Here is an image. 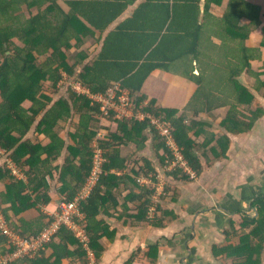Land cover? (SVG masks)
I'll use <instances>...</instances> for the list:
<instances>
[{
    "label": "trees",
    "instance_id": "trees-1",
    "mask_svg": "<svg viewBox=\"0 0 264 264\" xmlns=\"http://www.w3.org/2000/svg\"><path fill=\"white\" fill-rule=\"evenodd\" d=\"M59 1L0 0V149L27 177L26 182L15 178L6 166H0V181H8L6 192L0 194V205L11 228L26 239L38 237L53 219L41 210L53 200L54 188L47 179L55 180V172H59L61 187L57 192L63 201L71 202L93 170V143L101 128L102 104L75 91L68 85L70 80L78 79L94 95L106 94L121 81L135 99L136 112L149 99L142 111L170 123L188 167L197 174L203 171L200 149L215 141L210 147L212 155L216 160L226 158L230 143L227 134L250 131L264 114L252 91L264 89V37L260 47L246 46L261 25L259 5L248 0H228L225 5L224 0H204L202 8L201 0H147L133 17L107 35L101 53H95L106 31L138 0H63L70 11ZM223 5L221 20L212 22L213 7ZM212 35L221 39L222 55L227 51L226 45L233 49L225 56L234 59L225 65L230 71L227 84L220 75L206 82L203 73L197 75L193 70L195 62L211 57L209 53L215 49ZM90 38L98 44L94 51L83 49ZM259 62L263 67L255 72L252 65ZM159 69L181 73L195 83L196 91L186 113L193 111L196 118L201 112L225 107L221 126L227 134H209V123L188 119L185 112L178 116L177 109L166 108L144 94L146 80ZM244 69L256 79L255 88L237 79ZM115 115L111 111L109 120L116 128H109L110 141L101 142L106 150L104 173L92 195L80 206L86 215L88 247L71 228L63 226L41 257L12 264H66L68 260L71 264H90V251L99 261L106 250L104 240L113 241L117 236L108 217L131 221L134 226L148 222L158 227L164 226L166 216L176 217L163 206L157 210L164 215L159 216L157 211L153 218L149 217L157 190L142 185L139 178L151 177L158 182V168L148 158L135 157L136 151H143L153 139L161 165L166 168V154L173 159L166 139L150 119H117ZM69 127L73 129L67 135ZM204 136L201 144L194 139ZM132 145L136 151L126 155L125 149ZM65 153V161L60 164ZM168 175L178 182L190 180L180 168ZM125 191L128 194L124 199ZM251 206L258 209L257 217L249 219L240 210L239 219L231 221L228 235H235L237 242L213 247L214 255L225 256L230 264H263L264 196L255 199ZM34 210L36 215L26 216ZM4 240L0 238L1 243ZM1 250L10 251L4 246ZM159 250L158 245L150 246L148 256L153 264L159 258Z\"/></svg>",
    "mask_w": 264,
    "mask_h": 264
},
{
    "label": "crops",
    "instance_id": "crops-1",
    "mask_svg": "<svg viewBox=\"0 0 264 264\" xmlns=\"http://www.w3.org/2000/svg\"><path fill=\"white\" fill-rule=\"evenodd\" d=\"M248 1L259 5L262 11L261 25L252 34L249 41L246 42V46L248 48H258L261 45V39L263 35L262 29L264 28V0ZM146 2L147 0H138L135 5L130 6V8L126 10V12L106 31L99 46L100 49L98 47V50L94 51L98 44L95 43L96 39L92 38L87 39L83 48H91L92 51L93 47V51L95 53H101L107 35L115 30V28L121 22L133 17L137 8ZM226 2H228V0H224V5ZM59 3L68 11H70V7L66 4V2L60 0ZM224 5L222 7H213V11L211 13L212 22L221 20L224 12ZM201 7H204V0H201ZM84 21L86 22L85 19ZM99 36L100 32H97V37ZM211 39L215 44V49H211V52L209 53L211 57L208 56V58H202L201 62L198 61L193 64L194 73L197 75L203 73L206 78V82H208L210 78L214 81L216 80V76L220 75L224 78V83L226 82L227 84L230 71L225 67V65H227V63L230 61H234V59L232 57L225 56L228 52H233V49L230 48V45H226L224 48L227 47V51L222 55L219 47L222 45V41L219 39V36L212 35ZM261 59L264 60V49L262 51ZM83 66L78 68L77 75L81 72ZM260 66L263 67L262 62L252 65V70L257 72L260 70ZM237 79L249 88L256 87V79L252 77L248 69H244ZM160 80L162 81L160 82ZM164 81H167L169 85V95L164 94V96H162L151 89V86L155 88L159 82L161 84ZM261 81H264V75L261 77ZM116 84L122 85V82L120 81ZM194 84L195 83L191 82L188 78H186L185 75L181 73L177 74L159 69L156 70L146 80L143 93L148 95L150 98H156L160 105L166 108L177 109L178 111L183 112L188 107L189 102L192 101L193 94L196 91ZM68 85L72 87L76 86L75 89H78L80 86H82L84 89V94H87L92 99L93 97L97 96L92 94L90 89L84 86L78 79L74 78L70 80ZM85 90L88 91V93H85ZM173 91L175 92L174 95H172ZM252 91L259 100L260 106L264 109V89L259 92L256 90ZM65 92L66 90L63 92V94H65ZM145 102L149 103V99ZM224 109L226 108H218L213 110L211 113L217 116V114L220 113L219 111ZM191 113L194 114L193 111L188 112V114ZM205 113L207 112H201L197 116L204 117ZM113 117L116 118V115ZM104 121L109 120L102 119L101 123ZM111 125L112 124L109 123V125H106L107 127H104V125L101 126L98 132V134H102L101 142L110 141L108 134ZM33 131L34 129L29 135H31ZM221 131H224V129ZM227 135L230 139L227 157L213 163V169H211L212 175H208L209 173H207L205 170L200 177V182L204 179L206 180L202 188L206 191L205 196L207 197H204V195L201 196V199H203L201 205H204L205 207H203V209L200 207L199 208L200 210H211L212 208L215 212L216 208H220L221 210L216 212L215 219H213L211 222L206 218H202V220H199V218L193 219L191 213H194L196 209L193 211L191 207H187V209L191 211L190 213L185 211L182 213L179 212V217L177 216L172 221L165 222L163 227H158L155 226V224H150L148 222L139 224V226H134L132 223H126L124 219L108 217L109 224L113 229L117 230V236L113 241L109 240L108 238L104 240L106 250L99 261L96 259L95 254L90 251V264H153V259L148 256L150 246L153 245H158L160 248L159 258L155 264H228V260L225 259V256L214 255L213 247L223 246L230 242H237L238 239L235 235H228V233L231 232V230H228L232 226L231 221L235 220L238 217V213L241 211L247 213L249 219L257 217L258 209L251 206V204L258 197L264 196V114L255 123L250 131L238 135ZM66 138L68 139V143L71 144L72 140L70 137L66 136ZM130 148H132V146ZM128 150L129 147L124 151L126 155L131 153ZM230 155L233 156L230 157ZM65 157L66 153L60 159V164L64 163ZM157 160V164L162 166L160 158ZM201 163L204 164L203 162ZM154 164L157 166L156 161H154ZM224 164L227 165L226 168L222 166ZM0 166H6L15 178L22 179L25 182L27 181V177L23 170L18 167L11 160L9 155L2 149H0ZM162 169L166 170L163 167ZM47 181H49V183L53 185L54 188L52 193L53 200L49 205L41 206V210L51 215V213H55L57 211L60 203L63 201L61 195L57 192V189L61 187L60 173L55 172V180L49 177ZM194 182L195 181L191 180L181 183H184L185 186H188ZM7 184L8 181L6 180L0 181V194L6 192ZM178 185L179 188H181L182 184ZM208 186L209 188L206 189ZM188 190L190 199H186V203H189L190 205L194 202L192 201V197L199 195L189 188ZM127 194L128 191H125L122 198L125 199ZM213 203L218 205L213 206ZM53 204H56V207L51 209V205ZM129 206H132L131 208H133L132 203H130ZM118 208H122V206H119ZM151 209L152 207H150L149 216L151 214ZM117 212L118 210L116 213ZM132 212H134V209H132ZM36 213L37 212L35 210L28 211L26 216L32 217L36 215ZM203 230L205 232L207 231V234H203ZM186 234L189 237H186ZM177 238L181 239L178 241V244H175L173 240L176 241ZM171 245H174V248H171ZM188 248L189 253H187ZM41 256L42 255L31 259H36ZM65 262L66 264H71L70 260Z\"/></svg>",
    "mask_w": 264,
    "mask_h": 264
},
{
    "label": "built area",
    "instance_id": "built-area-1",
    "mask_svg": "<svg viewBox=\"0 0 264 264\" xmlns=\"http://www.w3.org/2000/svg\"><path fill=\"white\" fill-rule=\"evenodd\" d=\"M78 93L84 94V89L82 86L76 89ZM88 91L85 90V93ZM94 101H97L102 104V119H109L111 116V111L116 113L117 119H132L137 118L138 120L150 119L152 124L157 127L162 137L166 139V144L170 148V144H173L175 141L172 131L169 128H166L167 125L170 126L168 122H162L161 119L147 114L142 111L145 105L148 103L145 102L142 106L139 107V111L136 112L138 107L135 103V99L132 97L131 92L121 84H115L112 86L106 94H98L93 97ZM143 115V119H140V116ZM164 123V124H160ZM102 134L99 133L94 141V164L93 170L90 175L88 182L86 183L83 190L79 193L78 197L71 202L62 201L59 205V208L55 213H52V220L49 227L38 235L36 238L26 239L20 234L15 232L7 221V217L3 212V208L0 205V238L3 237L5 240L3 243L0 241V264H12L14 261L25 259V258H35L42 254V251L46 249V245L52 242L54 237L60 231L63 226H67L72 229V231L81 239V241L88 247L90 238L86 229V215L81 210V203L83 200H87L99 184L101 177L104 173V164L106 162V150L101 143ZM176 142V141H175ZM177 148L178 144L174 143ZM173 159L167 156L166 159V168L175 162L174 152L171 150ZM172 161V162H171ZM187 162L182 161L181 167L186 168ZM16 171V170H15ZM14 171V172H15ZM17 172V171H16ZM18 173V172H17ZM10 249V251L3 252L1 247Z\"/></svg>",
    "mask_w": 264,
    "mask_h": 264
},
{
    "label": "rangeland",
    "instance_id": "rangeland-1",
    "mask_svg": "<svg viewBox=\"0 0 264 264\" xmlns=\"http://www.w3.org/2000/svg\"><path fill=\"white\" fill-rule=\"evenodd\" d=\"M263 37H264V34L262 35L261 41L263 40ZM92 49L94 50L93 47H92ZM73 57H74V54H73ZM72 63L75 64V59L74 58L72 59ZM161 73H163V72H161ZM161 81L162 80H160V82ZM160 82L155 88L153 86H151V89L153 91H155L157 94H161L162 96H164V94L169 95V91H168L169 90V85H168L167 81H164L161 84H160ZM75 88H76V86L75 87L73 86V89L76 91ZM174 93L175 92L173 91L172 95H174ZM184 112L186 113V110H184L183 112L179 111V113L177 115L179 116V115H181ZM219 112L220 113H218V114L216 112L217 116L212 114V113H205L204 117L196 116V118H195L194 114H192V113L188 114V112H187L186 115H187L188 119L194 118L196 120H202V121H205V122L209 123L210 126L206 127V131H208L209 134L213 133L217 137H219V136H222L224 134H227L225 130H224L225 132L221 131L223 129V127L221 126V122L225 118L226 109H224L222 111H219ZM150 115H152V114H150ZM152 116H154V115H152ZM143 118H144L143 115H141L140 119H143ZM76 121L78 122L79 119H76ZM140 121H143V120H140ZM109 123L112 124L110 122V120H109V121H104L103 123H100V125L101 126L104 125V127H107L106 125H109ZM160 124L162 125L164 123H160ZM111 128L115 129L116 126H114V125L112 126L111 125ZM166 128L171 129L169 125H167ZM70 130H71V128L69 127L67 132H66L67 135L70 132ZM191 135H193V133ZM206 137H207V135H206ZM194 139L196 140L197 143L201 144L205 140V136L204 137H199V138H194ZM174 143H176V142L174 141L173 144H170V148L174 152L173 154L175 156V158H174L175 162L173 164L171 163L170 166L165 168L166 170L162 169L163 166H160L159 164H157V162H158L157 159L159 158V155L155 151V146H154L155 144H154L153 139L150 140L149 144L147 145V147L143 151H139V152L136 151L137 148L134 145H132V148L129 147V150H128L129 152H131V151L135 152L136 151L138 153V155L135 156L136 159L148 158V159H150L153 162L156 161L157 168H159V169H157L158 174H159L158 175V182L154 181V179L151 178V177L147 178V177L143 176V177L139 178V182L142 185L145 184L146 186H148V187H150L152 189L156 188V190H157V192L154 195V206H152L151 214H150L149 217L153 218V216L157 213V211H159V210H157L158 206H163V208H166V209L168 208V210L173 211V213L176 215V217L177 216L179 217V212L182 213L183 211H185V212H189L190 213L191 211H189L187 209V207H191L193 211L196 209L194 211V213H191L192 214L191 216L193 217V219L194 218H199V220H202V218L203 219L206 218V219H209L210 222H211L213 219L216 218V212L218 210H221V209L220 208H216L215 209L216 212L212 208H211V210H200V208L203 209V207H205L204 205H201V202H203L202 201L203 199H201V196L204 195V197H207V196H205L206 191L203 190V188H202V186L204 185V182L206 180L204 179L203 181L200 182V177L202 176V174L204 173L205 170H206L207 173H209L208 175H212L211 169H213V167H212L213 163L216 162V161L222 160V159L216 160L214 158V156L212 155L211 151H210V147L214 146L215 141L211 144V146L207 147L206 149L202 148V149H200V151H198V153L200 155V160H201V162L204 163V164H202L203 165V171L200 174H197L196 172L191 170L188 166L187 167L189 168L190 172L187 171L186 168H184V167L182 168L181 167L182 161L185 160L184 159V155H183L182 149L179 146L177 148V146ZM133 152H131V153L133 154ZM227 153H228V150H227ZM167 156H168V154H166V159H167ZM231 156H233V155H230V157ZM141 163L145 164L143 160L141 161ZM222 166L224 168L227 167L226 164H224ZM176 168L177 169L178 168L183 169V171L186 172L190 176V180L189 181L192 180V181H195V182L189 184L188 186H185L184 183H181V182H184V181L178 182L175 179H173L170 175H168V173H171L172 171H175ZM178 184H182L181 188H179ZM209 186H210V183H209ZM209 186L206 187V189L209 188ZM188 188L199 195V196H193L192 197V199H193L192 201H194V202L191 203L190 205H189V203H186L187 202L186 199H190L189 198L190 196H189ZM175 199H177V200H175ZM212 205L213 206H217L218 204L213 203ZM55 207H56V204L51 205V209L55 208ZM159 214H160L159 216L164 215V213L162 211H159ZM176 217L173 218L172 215H169V216H166L165 220H166V222H169V221H172L173 219H175ZM113 218H115V217H113ZM125 219H126V217H125ZM238 219H239V217H237L235 220H238ZM129 222H131V221H129ZM121 223H123V222H121ZM204 225H206V224H204ZM227 226H229V225H227ZM227 229H228V227H227ZM228 230H232V226ZM202 233L203 234H207V231L205 232L203 230ZM186 237H189V236H187V234H186ZM180 239L181 238H177L176 241L175 240H173V241L175 242V244H178V241ZM171 248H174V245H171ZM188 251H189V248L187 249V253H189ZM227 263L230 264L229 261Z\"/></svg>",
    "mask_w": 264,
    "mask_h": 264
}]
</instances>
